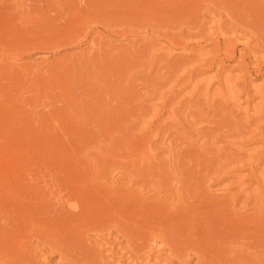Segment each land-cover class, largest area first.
<instances>
[{"label": "rangeland", "instance_id": "rangeland-1", "mask_svg": "<svg viewBox=\"0 0 264 264\" xmlns=\"http://www.w3.org/2000/svg\"><path fill=\"white\" fill-rule=\"evenodd\" d=\"M236 1L0 0V228L4 226L0 229V264L12 263L13 248L17 247L19 251L22 245L25 249L30 247L28 251H19L23 258L27 256L29 260L24 263V258L23 263L14 261L12 264H86L82 259L85 262L91 260L87 264H92L97 258V264H118V256L114 253L122 249L120 254L124 261L119 264L128 261L130 263L127 264H132L135 258L130 259L132 253L127 255L131 251L124 247L127 245L125 234L131 229L137 232L138 228L141 234L145 228V233L150 230L149 233L155 231V235L171 230L173 234L160 233L163 240L175 238L178 241V236H186L187 243H182L184 248L182 241L176 243L183 252L190 246L191 252L198 253L194 256L188 248L186 259H190L189 264L197 259L198 264L199 252L205 245L211 251L215 249L212 253L208 248L204 255L202 250L206 262L210 257L211 262L218 264L221 260H226L225 264H264V155L261 156L264 152V62L260 63L264 60V47H261L264 45V0ZM246 21L250 24L248 27ZM71 196L79 201L77 206L82 205L79 213L83 218L76 219L78 227L73 223L77 229L81 227L79 222L82 228V223L87 224L86 230L90 223L92 225L96 221L99 225L110 217L118 224L123 216L124 224L120 222L118 225L121 226H116V230L108 227L110 231L106 229L109 226H106L107 222L105 225V222L101 223L104 227L100 225L97 229L95 223L96 227L90 226L87 233L82 228L78 229L80 232L74 227L75 230L72 223L69 228L66 225L70 224H66L67 236L84 234L82 237L85 239L80 238L79 241L82 239L85 243L78 247L81 241L73 244L79 257L73 250L72 258L60 259L58 251L49 250L51 246L47 247L33 238L35 235L31 229L28 234L26 228L36 220L33 218L35 213L40 218L33 222L34 226L39 220L47 222L50 216L43 215V209H49L51 202L53 206H60L56 203L62 204V201L66 202L63 205H76L75 201L70 204L73 203ZM99 202L108 208L111 205L109 210L114 208L111 215L107 207L97 205ZM83 203L90 204L86 206L88 209ZM44 205L46 208H42ZM94 205L98 207L95 209ZM84 207L87 211L83 213ZM89 208H93V212ZM38 209L43 211L39 213ZM104 209L109 212H104ZM87 212L91 218L84 221L89 217ZM105 214L107 218H102ZM183 215H188L185 216L188 220H184ZM221 215L224 220L219 219ZM25 216L33 220L29 218V222L26 218V222L21 221ZM92 216H98L97 220ZM189 220L196 224L201 222V226L194 223L195 229ZM217 221H220L219 225ZM224 221L228 225L224 223L223 226L221 222ZM175 222H178V227H175ZM11 224H14V229ZM164 224H171L169 227L174 224V227L168 230ZM48 225L46 223L45 226H53L52 223ZM125 226L131 228L125 229ZM154 226L159 231L154 230ZM221 226H227V231ZM19 227L27 231L20 232ZM90 228L94 232L89 233ZM100 228L106 230L102 229L100 232L103 233H100ZM122 228L124 232L128 231L121 232ZM173 228L180 235L174 233ZM45 229L40 232L45 234ZM68 229H71V235ZM182 229H185L184 235ZM192 229L198 241L194 239ZM34 230L36 232V228ZM228 230L234 234L232 237ZM54 231L58 230L54 228ZM75 231L79 234L76 235ZM49 232L46 233L48 236L52 234ZM55 232L52 236L58 233ZM240 233L246 237L242 238ZM245 233L252 236L251 239ZM17 234L24 238L22 244ZM25 234L33 235V239L29 240ZM189 235L193 237L189 238ZM223 236L230 240L235 236L233 240L239 238V242L235 244V240H231L235 244L232 247L230 240ZM187 238L193 240L188 243ZM27 239L32 246L27 247ZM246 239L251 243L247 244ZM147 240L141 242L143 246ZM163 240L162 244L159 239H152L155 245L145 244L150 250H156L155 262H162L164 256V262L170 259H166L170 249L164 246ZM194 240L201 242L200 248ZM204 242L205 245L202 244ZM212 244L217 245L221 252L216 253L219 250ZM142 245L139 247L144 249ZM86 246L89 249L84 254L89 259H85L81 252L88 248ZM146 246L144 252L149 250ZM8 252L12 253L10 257ZM143 253L137 255L145 258L151 252ZM126 255L130 260L124 259ZM172 256L171 264H176L178 261H174ZM80 257L83 258L80 260ZM113 260L116 263H112Z\"/></svg>", "mask_w": 264, "mask_h": 264}, {"label": "bare ground", "instance_id": "bare-ground-1", "mask_svg": "<svg viewBox=\"0 0 264 264\" xmlns=\"http://www.w3.org/2000/svg\"><path fill=\"white\" fill-rule=\"evenodd\" d=\"M182 1H183V0H182ZM221 1H222V0H221ZM233 1H234V0H233ZM237 1H238V0H237ZM237 1H236V2H237ZM255 1H256V0H255ZM226 2H227V1H226ZM226 2H225V3H226ZM230 2H231V1H230ZM248 2H250V1H248ZM252 2H253V1H252ZM238 3H239V2H238ZM258 3H259V1H258ZM258 3H257V5H258ZM245 4H246V3H245ZM245 4H244V5H245ZM248 4H249V3H248ZM248 4H247V5H248ZM250 4H251V3H250ZM217 5H218V4H217ZM219 5H220V4H219ZM239 5H240V3H239ZM254 5H255V3H254ZM250 6H251V5H250ZM262 6H263V5H262ZM235 7H236V6H235ZM259 7H260V6H259ZM249 8H250V7H249ZM242 9H243V8H242ZM245 9H248V8H245ZM255 9H256V8H255ZM250 10H253V9H250ZM262 10L264 11L263 8H262ZM234 11H235V10H234ZM236 11H237V9H236ZM259 11H261V10H259ZM237 12H238V11H237ZM233 13H234V12H233ZM243 13L245 14V12H243ZM249 13H250V12H249ZM254 13H255V12H254ZM247 14H248V13H247ZM247 14H246V16H247ZM256 14H257V13H256ZM256 14H253V15H256ZM250 15H251V14H250ZM260 15H262V14L260 13ZM263 15H264V14H263ZM242 16H243V15H242ZM242 16L240 17V19L242 18ZM244 17H245V16H244ZM249 17H250V16H249ZM258 17H259V16H258ZM234 18H235V17H234ZM237 18H238V17H237ZM246 18L248 19V16H247ZM246 18H245V19H246ZM262 18H263V16H262ZM249 19H250V18H249ZM254 19H255V18H254ZM256 19H257V18H256ZM251 20H253V18H252ZM251 20H250V21H251ZM260 20H261V18H260ZM244 21H245V20H243V22H244ZM247 21H248V20H247ZM247 21H246V23H247ZM261 21H262V20H261ZM240 22H241V21H240ZM260 23H261V22H260ZM263 24H264V22H263ZM241 25H242V24H241ZM245 25H247V27H248V25H250V24L247 23V24H245ZM260 25H261V24H260ZM261 26H262V25H261ZM244 27H246V26H244ZM259 27H260V26H259ZM259 27H258V28H259ZM250 28H251V26H250ZM255 29H256V28H255ZM261 29H263V28H261ZM261 29H260V30H261ZM252 30H253V29H252ZM255 31H256V30H255ZM263 32H264V31H263ZM263 32H262V34H264ZM252 33H253V32H252ZM254 34H255V32H254ZM257 34H258V32H257ZM259 34H260V33H259ZM252 35H253V34H252ZM258 36H259V35H257V37H258ZM261 36H262V35H261ZM257 37H256V38H257ZM262 37H263V36H262ZM255 40H256V39H255ZM255 40H254V41H255ZM257 41H258V40H257ZM260 42H261V41H260ZM255 43H256V42H255ZM231 45H232V44H231ZM257 45H258V44H257ZM215 46H216V45H215ZM258 46H259V45H258ZM261 47H264V45L261 46ZM231 48H232V46H231ZM254 48L256 49V48H258V47H254ZM259 48H260V47H259ZM261 49H262V48H261ZM216 50H217V49H216ZM220 50H221V49H220ZM234 50H235V49H234ZM263 50H264V49H263ZM263 50H262V51H263ZM227 51H228V49H227ZM231 52H232V50H231ZM263 52H264V51H263ZM258 53H259V52H258ZM258 53H257V55H258ZM232 54H233V53H232ZM253 54H254V53H253ZM263 54H264V53H263ZM230 55H231V54H230ZM238 55H240V54H238ZM241 55H242V54H241ZM255 55H256V54H255ZM259 55H260V54H259ZM261 55H262V54H261ZM227 56H228V55H227ZM251 56H252V55H251ZM231 57H232V55L230 56V58H231ZM246 57H247V56H246ZM261 57H262V56H261ZM228 58H229V57H228ZM237 59L239 60L240 58L238 57ZM241 59H243V57H242ZM244 59H245V58H244ZM244 59H243V60H244ZM243 60H242V61H243ZM255 60H256V58H255ZM236 61H237V60H236ZM242 61H241V62H242ZM252 61H254V56H253ZM256 61H257V60H256ZM259 61H261V59H260ZM263 62H264V60H263L262 62H260V63H263ZM236 63H237V62H236ZM239 63H240V62H239ZM243 63H244V62H243ZM252 63L255 64V62H252ZM257 64H258V63H257ZM257 64H255V65L257 66ZM258 65H259V64H258ZM260 66H261V65H260ZM243 67H244V66H243ZM246 67H247V66H246ZM250 68H251V67H250ZM250 68H249V69H250ZM253 68H254V67H253ZM253 68H252V69H253ZM237 69H238V68H237ZM241 69H242V67H241ZM249 69H248V70H249ZM238 70H240V69H238ZM257 70H258V69H257ZM246 71H247V70H246ZM255 71H256V70H254V72H255ZM260 71H261V70H260ZM242 72H243V70H242ZM248 72H249V71H248ZM257 72H259V71H257ZM239 73H240V72H239ZM244 73H245V72H244ZM240 74H241V73H240ZM256 74H257V73H256ZM240 76H241V75H239V78H240ZM251 77H252V76H251ZM243 78H244V77H243ZM243 80H244V79H243ZM245 80H246V79H245ZM247 80H248V79H247ZM258 109H259V108H258ZM258 109H257V110H258ZM261 115H262V114H261ZM261 138H262V137H261ZM262 140H263V139H262ZM254 143H255V142H254ZM259 144H260V143H259ZM261 152H262V151H261ZM261 152H259V153H261ZM262 155H264V152L261 154V156H262ZM263 159H264V158H263ZM63 188H64V187H62V189H63ZM54 189H55V188H54ZM62 189H61V190H62ZM58 190H59V189H58ZM65 190H66V189H65ZM62 191H63V190H62ZM68 191H69V189H68ZM185 192H186V191H185ZM61 193H62V192H61ZM64 193H65V192H64ZM67 193H68V192H67ZM182 193H183V191H182ZM195 193H196V192H195ZM57 194H58V193H57ZM68 194H69V193H68ZM71 194H72V193H71ZM79 194H80V193H79ZM79 194H78V195H79ZM190 194H191V193H190ZM55 195H56V194H55ZM181 195H182V194H181ZM64 196H66V195H64ZM67 196H68V195H67ZM79 196H80V195H79ZM189 196H190V195H189ZM194 196L196 197V195H194ZM59 197H60V196H59ZM69 197H70V196H69ZM69 197H68V198H69ZM84 197H85V196H84ZM192 197H193V196H192ZM56 198H57V197H56ZM62 198H64V197H62ZM62 198H60V199H62ZM80 198H82V197L80 196ZM71 199H73L72 196H71ZM74 199H75V196H74ZM74 199H73L71 202L75 201V204H76V205H68V203H67V205H63V203H66V202H63V201L61 200V201H62V204H61V203H56L57 205L60 204V206H56V205H55V202H54V205H55V206H53V202H51V204H50V203L48 204V205H50V206L52 205L49 209L46 208L47 205L42 206V208H43V207L46 208V209H43L44 211L42 210L43 213H45V214H43V215H45L46 217H47V216H50V217H51V218H50V217H47V222H46L45 219H44L45 223H43V222L41 221L44 225H43V224L40 222V220H39L38 222L35 223V225L38 223V224H37L38 226H37V225L34 226L33 222L37 221L38 218H40V216L38 217V214L35 213L34 215L37 214V217L33 215V218H34V219L36 218V220H33L32 218H30V217H28V216H25L23 219L21 218V221L23 220L24 222L28 221L29 218L31 219V221L33 220V221H32V225H30L29 228L25 225V226L27 227V228H26V227L24 226V224H23V226H24L28 231H27V230H23V228L21 229L20 227H19L20 229H19V228H18V229L20 230V232H21V230H22V231H27L28 234H30V231H29V230L31 229V232H32V234L35 235V237H33L32 234H31L32 236H27L28 234H27V235L25 234V236H27V237L29 238V240H31V239H33V238H36V239H38V241H39L40 243H43V244L45 243V244L47 245V247H48V246H51V248L48 247V249H49V250H53V249H55V252L58 251V253L60 254V259H61V258H65V259H66L67 256H70V258H72L71 256L73 255V254H72L73 250L76 252V250H75L76 248L74 249V247H75L76 245H73V244H76V243L79 241L80 238L85 237V236H83L84 234L82 233L83 230L81 231V233L83 234V235H82L83 237L80 236L81 234L79 235L80 237H77V236H76V237H75V236H67V234H66L67 232L65 231V230L67 229L66 226H67L68 228L71 227V223H72V224H73V223H74V224L77 223V225H78V221H77V220L80 219V218H83V214H82V216H81V213H79V212H80V207H82V205H81V206H77L78 203H76V202H79V201L76 200V199L74 200ZM186 199H187V198H186ZM200 199H201V198H200ZM80 200H81V199H80ZM83 200H84V198H83ZM88 200H89V199H88ZM196 200H197V199H196ZM198 200H199V199H198ZM95 201H96V199H95ZM188 201H189V200H188ZM188 201H186V202H188ZM82 202H84V201H82ZM196 202H197V201H196ZM205 202H206V200H205ZM47 203H48V202H47ZM47 203H46V204H47ZM95 203H96V202H95ZM100 203H101V202H99V204H97V205L101 206ZM109 203H110V202H109ZM117 203H118V202H117ZM121 203H122V200H121ZM125 203H127V201H126ZM125 203H123V204H125ZM194 203H195V201H194ZM70 204H74V202H73V203H70ZM80 204H81V203H80ZM80 204H79V205H80ZM85 204H86V203H83V206H85V207H86L87 205H90V204H87V205H85ZM115 204H116V203H115ZM132 204H133V203H132ZM183 204H184V203H183ZM197 204H199V202H198ZM197 204L194 205L195 208H196ZM212 204H213V203H212ZM215 204H216V203H215ZM61 205H63V206H61ZM95 205H96V204H95ZM95 205L93 206V208H95ZM106 205H107V204H106ZM108 205H109V204H108ZM121 205H122V204H121ZM136 205H137V204H136ZM206 205H207V204H206ZM209 205H210V204H209ZM103 206H105L104 203H103ZM103 206H101V207H103ZM115 206H116V205H115ZM122 206H123V205H122ZM161 206H162V205H161ZM186 206H187V204H186ZM191 206H192V203H191L190 207H191ZM207 206H208V205H207ZM212 206H213V205H212ZM216 206H218V205H216ZM34 207H35V206H34ZM48 207H49V206H48ZM85 207H84V210L81 208V209L83 210V211H81V212L84 213L85 210L87 211V209H88L87 207H88V206L86 207L87 209H86ZM97 207H98V206H97ZM97 207H96V208H97ZM106 207L108 208V206H105V207H103V208H106ZM110 207H111V205H109V208H110ZM120 207H121V206H120ZM123 207H124V206H123ZM131 207H133V206H131ZM131 207H130V208H131ZM166 207H167V206H166ZM184 207H185V206H184ZM184 207H183V208H184ZM188 207H189V205H188ZM190 207H189V208H190ZM31 208H32V207H31ZM36 208H39V207H36ZM42 208H41V209H42ZM93 208L91 209L92 212H93ZM96 208H95V209H96ZM109 208H108V210H109ZM112 208H113V206H112ZM116 208H117V207H116ZM116 208H115V210H116ZM118 208H119V207H118ZM125 208H126V207H125ZM134 208H135V205H134ZM138 208H139V207H138ZM201 208H202V207H201ZM32 209L34 210V208H32ZM41 209H40V210H41ZM99 209H100V208H99ZM113 209H114V208H113ZM113 209H111V210H113ZM121 209H122V208H121ZM121 209L119 208V210H121ZM141 209L143 210V208H141ZM145 209H146V208H145ZM156 209H157V208H156ZM180 209H181V208H180ZM33 210H32V211H33ZM35 210H36V209H35ZM38 210H39V209H38ZM40 210H39V211H40ZM89 210H90V208H89ZM89 210H88V211H89ZM91 210H90V211H91ZM108 210H107V209H104L103 211L105 212V211H108ZM111 210H109V211H110V215H111V213H112ZM132 210L134 211L133 208H132ZM135 210H136V209H135ZM163 210H164V209H163ZM188 210H190V209H188ZM191 210H192V208H191ZM29 211H30V210H29ZM29 211H28V212H29ZM36 211H37V210H36ZM36 211H35V212H36ZM42 211H40L39 213H41ZM103 211H102V212H103ZM109 211H108V212H109ZM121 211H122V210H121ZM130 211H131V209H130ZM180 211H181V210H180ZM192 211H193V210H192ZM196 211H197V210H195L194 215H196ZM201 211H203V210H201ZM211 211H212V210H211ZM211 211H210V212H211ZM222 211H223V210H222ZM26 212H27V211H26ZM49 212H50V213H49ZM72 212H73V213H72ZM96 212L99 214V212H98L97 210H95V213H96ZM102 212H101V210H100V214L103 215L104 212H103V213H102ZM113 212H116V211H113ZM118 212H119V211H118ZM135 212H136V211H135ZM137 212H138V211H137ZM137 212H136V213L133 212V213H134V214H137ZM142 212H143V211H141V213H142ZM164 212H165V211H164ZM178 212H179V211H178ZM182 212H183V210H182ZM198 212H199V211H198ZM203 212H204V211H203ZM56 213H57V214H56ZM78 213H79V214H78ZM85 213H86V212H85ZM89 213H90V212H89ZM95 213H94V215H95ZM201 213H202V212H201ZM212 213H213V212H212ZM212 213H210V214H212ZM223 213H224V212H223ZM24 214H27V213H24ZM28 214H30V212H29ZM31 214H32V213H31ZM68 214H69V215H68ZM77 214L79 215L78 217L76 216ZM87 214H88V212H87ZM90 214H91V213H90ZM92 214H93V213H92ZM106 214H107V212H106ZM106 214H105L102 218H104V217L106 216ZM113 214H115V213H113ZM122 214H124V211H123V213H121V216H122ZM144 214H145V213H144ZM148 214H150V213L148 212ZM164 214H165V213H164ZM185 214H187V213H185ZM198 214H199V213H198ZM204 214H205V213H204ZM218 214H219V213H218ZM43 215H42V216H43ZM63 215H64V216H63ZM85 215H86V214H85ZM107 215H108V214H107ZM142 215H143V214H142ZM146 215H147V214H146ZM146 215H145V216H146ZM165 215H166V214H165ZM172 215H173V214H172ZM176 215H177V214H176ZM176 215H175V216H176ZM199 215H200V214H199ZM205 215H206V214H205ZM212 215H213V214H212ZM214 215H215V213H214ZM216 215H217V214H216ZM219 215H220V214H219ZM226 215H227V214H226ZM22 216H23V214H22ZM22 216H21V217H22ZM42 216H41V218H42ZM45 216H43V217H45ZM66 216H67V217H66ZM80 216H81V217H80ZM88 216H89L88 218L85 216L87 219L85 220V218H84V221H87L89 218H91V217H90L91 215L88 214ZM98 216L101 217V215H98ZM98 216H97V217H98ZM108 216H109V215H108ZM117 216H118V215H117ZM117 216H116V217H117ZM124 216H125V215H124ZM138 216H139V215H138ZM138 216H137V217H138ZM150 216H151V215H150ZM150 216H149V217H150ZM157 216H158V215H157ZM160 216H161V218H162V215H161V214H160ZM183 216H184V218H185L184 220H188V219H186V217H185V216H188V215H183ZM183 216H182V217H183ZM197 216H198V215H197ZM217 216H218V215H217ZM227 216H228V215H227ZM233 216H234V215H233ZM31 217H32V216H31ZM46 217H45V218H46ZM63 217H65V219H64ZM92 217H94V216H92ZM97 217H94V218H96V220H97ZM112 217H113V216H112ZM116 217H114V220H115ZM118 217H119V216H118ZM122 217H123V216H122ZM122 217H120V220H119V219H116V220H119L120 222L123 223V222H124V220H123L124 217H123V218H122ZM125 217H127V215H126ZM135 217H136V216H135ZM137 217H136V218H137ZM139 217L141 218V216H139ZM169 217H170V216H168L167 218H169ZM193 217H194V216H193ZM222 217H223V216L221 215V217H220V218L218 217V218L221 220ZM26 218H27V219H26ZM105 218H107V217H105ZM110 218H111V217H110ZM110 218L105 219L106 221H105L104 219H103V221H101L100 219H98L99 221H101V222L99 223V225H98V223H96V221H95L94 224H92V225H90V224H91V223H90V224L88 225V227H87L86 230L88 231V229H89L90 226H91L92 228H95V227L97 226L96 229H97L98 227H100V225H102V227H104V225L106 224V222H107L106 226H107V225H109V226H107V228H106V226H105V228H106V229H109L110 231H111V228H112V227H114L115 229H114V228H113V229L116 230V226H117V228H118L119 226H121V225H118V224L120 223L119 221H118L119 223L117 224V221H113V219L110 220ZM128 218H129V217H128ZM151 218H152V217H151ZM158 218H159V217H158ZM176 218H177V217H176ZM191 218H192V217H191ZM191 218H190V219H191ZM201 218H203L202 215H201ZM208 218H209V217H208ZM208 218H207V219H208ZM210 218H211V220H212V216H211ZM213 218H214V217H213ZM246 218H247V217H246ZM248 218H249V217H248ZM17 219H19V218H17ZM17 219H16V220H17ZM25 219H26V221H25ZM30 219H29V222H31ZM74 219H75V220H74ZM76 219H77V220H76ZM92 219H93V218H92ZM108 219H109L110 221H112V223H111L110 221L108 222V221H107ZM121 219H122V221H121ZM125 219H126V218H125ZM132 219H133V217H132ZM144 219H145V218H144ZM146 219H147V218H146ZM149 219H150V218H149ZM153 219H154V218H153ZM153 219H151V221H152ZM156 219H157V218H156ZM159 219H160V218H159ZM180 219H182V218H180ZM180 219H179V220H180ZM193 219H194V218H193ZM197 219H198V221H199V220H202V219H200V218H197ZM207 219H206V221H207ZM215 219H217V218H215ZM230 219H231V218H230ZM230 219H228V221H229ZM237 219H238V218H237ZM239 219H240V218H239ZM130 220H131V219H130ZM136 220H137V219H136ZM168 220H169V219H168ZM173 220H174V219H173ZM179 220H178V221H179ZM222 220H224V219L222 218ZM249 220H250V218H249ZM74 221H77V222H74ZM93 221H94V219H93ZM99 221H98V222H99ZM127 221H128V220H127ZM133 221H134V220H132V222H133ZM141 221L143 222V219H142ZM145 221H146V220H145ZM153 221H154V220H153ZM163 221H164V220H163ZM176 221H177V219H176ZM213 221H214V220H213ZM228 221H227V222H228ZM9 222H10V221H9ZM18 222H20V221H18ZM39 222H40V224L42 225V226H41L42 228H44V227L46 228V229H45V230H47V231H45L46 233H50L49 231H52V234H53V232H55V231H54V228H55V230H58V231H56V232H58V233L56 234V232H55L56 235H53V236H52V234L48 236V234H46V233H45V234L42 233L44 230H41L42 228L40 229V227H39V225H40ZM48 222H49L50 224L52 223V225L55 226V227L53 228V230L50 229V228L53 227V226H51ZM82 222H83V221H82ZM82 222H81V223H82ZM91 222H92V220H91ZM104 222H105V223H104ZM113 222H116L115 226H114V225H111V224H113ZM128 222H130V221H128ZM134 222H135V221H134ZM139 222H140V221H139ZM164 222H165V221H164ZM182 222H183V219H182ZM184 222H185V221H184ZM184 222H183V224H184ZM190 222H191V221L189 220V223H190ZM201 222H204V221L202 220ZM201 222H199V223H201ZM211 222H212V221H211ZM215 222H216V221H215ZM217 222H218V221H217ZM231 222H232V221H231ZM237 222H239V221H237ZM10 223H11V222H10ZM20 223H21V222H20ZM20 223H19V225L22 227V225H21ZM46 223H47V225H48V224L50 225V228H48L47 226H45ZM88 223H89V221H88ZM92 223H93V222H92ZM95 223H96L97 225H96ZM101 223H104V225L101 224ZM122 223H121V224H122ZM126 223H127V222H126ZM155 223H157V222L155 221ZM155 223H154V224H155ZM158 223H160V222H158ZM169 223H170V222H169ZM175 223H176V222H175ZM177 223H178V222H177ZM177 223H176L175 227H176V226L178 227ZM191 223H193V225H194V223H195L196 226H197V224H198V226H201L199 223L196 224V222H193V221H192ZM205 223H206V222H205ZM207 223H209V221H208ZM221 223H222V225H223V224L226 223V222L224 221V222H221ZM229 223H230V222H229ZM232 223H235V222H232ZM232 223H231V224H232ZM8 224H9V223H8ZM17 224H18V223H16L15 225H17ZM29 224H30V223H29ZM66 224H70V226H69V225H66ZM74 224L72 225V228L75 227ZM82 224H84V225H83L84 228H85V225H87V224H85V222L82 223ZM123 224H124V223H123ZM123 224H122V225H123ZM136 224H137V223H136ZM140 224H142V223L140 222ZM148 224H149V223H148ZM152 224H153V223H152ZM154 224H153V225H154ZM165 224H167V223H165ZM165 224H164V226H165ZM203 224H204V223H203ZM213 224H214V223H213ZM219 224H220V221L218 222V225H219ZM235 224L238 225V223H235ZM6 225H7V223H6ZM11 225H12V224H11ZM13 225H14V224H13ZM13 225H12V226H13ZM49 225H48V226H49ZM65 225H66V226H65ZM75 225H76V224H75ZM77 225H76V226H77ZM79 225L81 226V227L79 226L80 229H81V228H82V225L80 224V222H79ZM94 225H96V226H94ZM133 225H134V224H133ZM156 225H157V224H156ZM161 225H162V223L160 224V227H161ZM170 225H171V224H170ZM170 225H169V226H170ZM173 225H174V224H173ZM173 225H172L171 227H169L168 225H166V226H168L166 229H168V228L171 229L172 227H174ZM179 225H181V224L179 223ZM186 225H187V223H186ZM190 225H191V224H190ZM195 225H194V227H195ZM225 225H228V223H226ZM232 225H233V224H232ZM232 225H230V226H232ZM245 225H246V224H245ZM12 226L10 227L9 230H11ZM111 226H112V227H111ZM123 226H124V225H123ZM127 226H128V225H127ZM127 226H125V229L128 228ZM137 226L139 227V223L137 224ZM137 226H136V227H137ZM164 226H163V227H164ZM166 226H165V227H166ZM184 226H185V225H184ZM187 226H188V225H187ZM203 226H206V225H203ZM209 226H210V225H209ZM223 226H224V225H223ZM248 226H249V225H248ZM2 227H4V226L2 225ZM2 227H1L0 229H2ZM15 227H16V226H15ZM31 227H32L33 229H32ZM77 227H78V226H77ZM77 227H75V228L77 229ZM108 227H111V228H108ZM134 227H135V226H134ZM147 227H149V226H147ZM156 227H158V226H156ZM181 227L183 228V226H181ZM194 227H193V228H194ZM207 227H208V224H207ZM207 227H206V228H207ZM212 227H213V226H212ZM218 227H219V226H218ZM221 227H222V226H221ZM226 227H227V226H226ZM226 227H224V228L222 227L221 229H225ZM239 227H240V226H239ZM25 228H24V229H25ZM35 228H36V232L39 231L38 233L35 232V230H34ZM37 228L40 229L42 232H40V230H38ZM75 228H74V229H75ZM84 228H82V229H84ZM120 228H121V227H120ZM130 228H131V227H130ZM130 228H128V229H130ZM143 228H144V227H143ZM151 228H152V227H151ZM151 228H150V229H151ZM158 228H159V227H158ZM161 228H162V227H161ZM161 228H160V229H161ZM184 228H185V227H184ZM191 228H192V226H191ZM191 228H190V229H191ZM196 228H197V227H195V229H196ZM200 228H201V227H200ZM204 228H205V227H204ZM206 228H205V229H206ZM235 228H236V226H235ZM244 228H245V227H244ZM244 228H243V229H244ZM246 228H247V227H246ZM5 229H6V228H5ZM5 229H4V231H5ZM12 229H14V226H13ZM48 229H49V230H48ZM76 229H75V230H76ZM78 229H79V228H78ZM78 229H77V231L80 230V229H79V230H78ZM102 229H104V228H100V229H98V231L100 232V230L102 231ZM106 229H104V230H106ZM113 229H112V230H113ZM125 229L123 230V228H122L123 231H121V230H120V231H121V232H124ZM144 229H145V228H144ZM144 229L142 230V233H143V234H141V232L138 231V230H140V228L137 229V232H140V233H137V232H136V229H131L132 233H130L131 231L129 230V233H128V234H125V235H127V236H125V237H126V244H127V245H126V246L123 245V246L127 248V251H131V252H129V253L127 252V255L130 254V253H132V254L135 255V256L133 255V256H134V257H133L132 254H130V255H131V256H130V257H131L130 259H132V258L134 259V258H135V259L133 260L134 263H132L133 261H131L132 264H150V263H151V264H158L157 262H161V261H157V262H155V261L157 260V259H155V258H157V256L155 257L156 254L154 255V252H155L156 250L153 251L152 248H151V250H152V251H151L150 248H149V246H148V247L146 246V245H148V244H146V243H149V242H150L151 244L154 243V245H155V242H152V239H154V240H155V239H156V240L159 239V240H160V243H161L162 240L164 239V238L162 237L163 235H161V234H162V233H163V234L167 233V235H168V233H172V232H171V230H170L169 232H168L167 230H166L167 232H164V230H163V232H160V233H161V234H160V233H158V232L156 231V232L159 234V235L156 234V235H158V236H156V235H155V231H154V232H153L154 236H153V234H151L152 231L149 233V231H150V230H149V231H148V234H147V233H145L146 231L144 232ZM148 229H149V228H148ZM164 229H165V228H164ZM169 229H168V230H169ZM175 229H176V228H175ZM179 229H180V228H178V230H179ZM185 229H186V232H187V228H185ZM185 229H184V230H185ZM227 229H228V228H226V231H227ZM241 229H242V228H241ZM243 229H242V230H243ZM250 229H251V228H250ZM19 230H17V231H19ZM33 230H34V231H33ZM70 230H71V229H70ZM70 230H69V229L67 230L68 233H70L69 235H71V233H72V232H69ZM84 230H85V229H84ZM86 230H85V232L87 233ZM90 230H91V228H90ZM104 230H103V231H104ZM114 230H113V232H114ZM146 230H147V229H146ZM151 230H153V228H152ZM154 230H158V229H157V228L155 229V226H154ZM178 230H177V231H178ZM182 230H183V229H182ZM182 230H181V231H182ZM184 230H183V232H184ZM200 230H201V229H200ZM203 230H204V229H203ZM214 230L217 231V229H214ZM233 230H234V229H233ZM7 231H8V230H7ZM15 231H16V230H15ZM92 231H93V230H91L89 233H91ZM98 231H96V232L98 233ZM110 231H109V232H110ZM127 231H128V230H126V232H127ZM158 231H159V230H158ZM160 231H162V229H161ZM172 231H174V233H177V234H178V232H179V231L176 232V231L174 230V228L172 229ZM181 231H180V232H181ZM190 231H192V233H193V232H194V229H192V230H190ZM196 231H197V230H196ZM207 231H208V230H207ZM226 231H225V232H226ZM248 231H249V230H248ZM248 231H246V232H248ZM79 232H80V231H79ZM79 232H77V233L79 234ZM93 232H94V231H93ZM115 232H118V231H115ZM126 232H124V233H126ZM186 232H184L183 235H184ZM199 232H200V234L202 235V232H201V231H198V233H199ZM211 232H212V231H211ZM211 232H210V233H211ZM217 232H218V231H217ZM232 232H233V231H232ZM239 232H240V231H239ZM241 232H242V231H241ZM14 233H15V232H14ZM75 233H76V231H75ZM77 233H76V235H78ZM100 233H103V232H100ZM118 233H119V232H118ZM181 233H182V232H181ZM187 233H188V232H187ZM192 233H191V234H192ZM215 233H216V232H215ZM226 233H227V232H226ZM228 233H230L229 230H228ZM234 233H235V232H234ZM43 234H44V235H43ZM73 234H74V231H73ZM73 234H72V235H73ZM104 234H105V232H104ZM172 234H173V233H172ZM194 234H195V233H193L192 235L194 236V239H195V235H194ZM196 234H197V232H196ZM200 234H198V235H200ZM207 234H209V232H207ZM231 234L234 235L233 233H230V237H232ZM240 234H241V233H240ZM240 234H238V235H240ZM242 234H243V237H242V238L246 237V236H244V233H242ZM242 234H241V235H242ZM245 234H247V233H245ZM254 234H255V233H254ZM258 234H259V233H258ZM17 235H18V237L20 236V234H17ZM23 235H24V233H23ZM42 235H43V236H42ZM45 235H47V237H46ZM74 235H75V234H74ZM115 235H116V234H115ZM117 235H118V234H117ZM121 235H124V234H121ZM167 235H166V236H167ZM178 235H180V234H178ZM178 235H176V236H178ZM181 235H182V234H181ZM186 235L188 236V234H186ZM192 235H189V238H190V236L193 237ZM204 235H205V233H204ZM204 235H203V236H204ZM214 235H215V234H214ZM217 235H220V234H217ZM228 235H229V234H228ZM241 235H240V236H241ZM250 235H251V234H250ZM255 235H256V234H255ZM25 236H24V237H25ZM102 236H103V235H102ZM102 236H101V237H102ZM119 236H120V235H119ZM164 236H165V235H164ZM176 236H175V237H176ZM236 236H237V233H236ZM240 236H238V237H240ZM253 236H254V235H253ZM259 236H261V235H259ZM16 237H17V236H16ZM20 237H21V240H20V239H19V240L21 241V244H22V240H23L24 238L22 239V236H20ZM32 237H33V238H32ZM42 237H43L44 240L42 239ZM104 237H105V236H104ZM122 237H124V236H122ZM167 237H168V236H167ZM171 237L173 238L174 235L171 236ZM180 237H181V238H180ZM180 237L178 236V239H179L178 241H180V242L182 241V242H181V244H182V243H184L183 241L186 240V238H185L186 236H185V237H184V236H183V237L180 236ZM196 237H198V236H196ZM204 237H205V236H204ZM204 237H203L202 239H204ZM206 237H207V236H206ZM214 237H215V236H213V238H214ZM223 237H224V236H223ZM223 237H222V238H223ZM234 237H235V236H234ZM234 237H233V238H234ZM247 237L251 239L252 236L249 237V235L247 234ZM256 237H257V236H256ZM46 238H47V239H46ZM105 238H109V237H105ZM105 238H104V239H105ZM111 238H112V237H111ZM113 238H114V237H113ZM117 238H118V237H117ZM172 238H171V239H172ZM216 238H217V237H216ZM216 238H215V240H216ZM224 238H226V237H224ZM227 238H228V237H227ZM227 238H226V239H227ZM233 238H232L231 240H233ZM262 238H263V237H262ZM262 238H261V239H262ZM36 239H35V240H36ZM83 239H85V238H83ZM97 239H98V238H97ZM121 239H122V238H121ZM142 239H143L144 241H145L146 239H148L147 242L145 243L146 245H145L144 243H143V244H144V246L147 247V249H149V250H147V251H148V252L150 251L151 253H148L147 251L144 252V249H146V248H145V247L142 245V243H141V242L143 241ZM161 239H162V240H161ZM176 239H177V238H176ZM183 239H184V240H183ZM187 239H188V238H187ZM198 239H199V238H198ZM200 239H201V237H200ZM220 239H221V236H220ZM228 239L230 240V238H228ZM236 239H238V240H235V239H234V240H235V244H237V243L239 242V238H236ZM25 240H26V238H25ZM81 240H82V239H81ZM81 240H80V241H81ZM118 240H120V239H118ZM141 240H142V241H141ZM191 240H193V239H191ZM191 240L188 239V243H189V241H191ZM195 240H196V239H195ZM195 240H194V241H195ZM211 240H213V239H211ZM229 240H227V241L229 242ZM231 240H230V242H231ZM234 240H233V241H234ZM242 240H243V239H241V241H242ZM248 240H249V239H248ZM253 240H254V239H253ZM253 240H252V241H253ZM16 241H17V240H16ZM16 241H15V242H16ZM38 241H37V242H38ZM80 241H79V242H80ZM85 241H86V240H85ZM108 241H109V240H108ZM111 241H112V240H111ZM115 241H116V239H115ZM124 241H125V240H124ZM144 241H143V242H144ZM163 241H165L164 246H166L168 249H170V253L168 252L170 255L168 256V258L166 257V259H169V258H170V259H169L168 261H165V262H164L163 260L165 259V256H164V258L162 257L163 260L161 259V260H162L161 264H162V263H163V264H171V261H172L171 256H172V255H173L172 257H174V261H175V260H176V262L178 261V262H177L178 264H179V263H180V264H189L188 262H189L190 259H189V260L186 259V256L188 255V253H187L188 248H189V249L191 248L190 246H189V247L187 246V248L184 249V250H186V251H184V252H185V253H184V252L182 251V249H183L185 246L182 244L183 248H182V247H181V249L178 248L177 243H176V242H178V241H176L175 238L172 239L171 241H170V239L168 240V238L165 239V240H163ZM166 241H168V242H166ZM196 241H198V240H196ZM196 241H195V242H196ZM204 241H205V240H204ZM224 241H225V240H224ZM233 241H232L231 244H230L232 247L235 245V244H232V243H234ZM236 241H238V242H236ZM244 241H245V240H244ZM246 241H247V239H246ZM17 242H19V241H17ZM25 242H26V241H25ZM25 242L23 241L24 244H26ZM82 242H83V241H81L80 243H78V245H77L76 247H78L79 244H81V246H82ZM103 242H104V241H103ZM139 242H140L141 244H140ZM195 242H194V243H195ZM208 242H209V241H208ZM211 242H212V241H211ZM213 242H214V240H213ZM216 242H217V241H215L214 243H216ZM230 242H229V243H230ZM242 242H243V241H242ZM249 242L251 243V241H249ZM249 242L247 241V244H248ZM19 243H20V242H19ZM19 243H18V244H19ZM30 243H31V242H30ZM30 243L28 242V239H27V245H28L27 247H29V245H31ZM83 243H85V242H83ZM186 243H187V242L185 241V244H186ZM190 243H191V242H190ZM194 243L192 242L191 244L194 245ZM199 243H201V242L199 241ZM199 243L196 242V245H198L199 248H200ZM224 243H225V242H224ZM240 243H241V242H240ZM240 243H239V244H240ZM250 243H249V244H250ZM252 243H253V242H252ZM13 244L15 245V243H13ZM18 244H17V245H18ZM57 244H58V245H57ZM71 244H72V245H71ZM88 244H89V241H88ZM103 244H104V243H103ZM105 244H106V243H105ZM114 244H115V242H114ZM119 244H120V243H119ZM156 244H157V243H156ZM161 244H162V243H161ZM202 244L205 245V242L202 243ZM202 244H201V245H202ZM217 244H218V243H217ZM219 244H221V246H222V243H220V241H219ZM247 244L244 243L243 245H247ZM83 245H84V244H83ZM110 245H111V244H110ZM110 245H109V247H110ZM140 245H142L144 249L140 248V247H139ZM179 245H180V244H179ZM187 245H188V244H187ZM196 245H195V247L198 248ZM212 245H214V244H212ZM212 245H211V247H212ZM224 245L226 246V244H224ZM241 245H242V244H241ZM251 245H252V244H251ZM19 246H20V245H19ZM31 246H32V245H31ZM120 246H121V245H120ZM161 246H162V245H161ZM180 246H181V245H180ZM209 246H210V245H209ZM214 246H215V245H214ZM214 246H213V247H214ZM216 246H217V245H216ZM216 246H215V247H216ZM218 246H219V245H218ZM221 246H220V247H221ZM227 246H229V245H227ZM15 247H16V245H15ZM20 247H21V248H20ZM20 247H18V248H20V249H18L20 252H22V251L25 252V251L30 250V247H29V249H25V246H24V245H22V246H20ZM52 247H53V248H52ZM86 247H88V246H86ZM89 247H92V246L89 245ZM89 247L86 248V250H84V252L81 251V250H83V249H82L83 247H81V250H80V251L82 252V254L86 253L87 250L89 249ZM96 247H97V246H96ZM109 247H108V248H109ZM116 247H117V246H116ZM152 247H153V246H152ZM192 247H194V246H192ZM195 247H194V248H195ZM204 247H206V245H205ZM204 247H201V248H202V249H201V252L204 251V252H203V255H204L205 251H207L208 248L210 249V247H206V250H205V249H203ZM213 247H212V248H213ZM234 247H235V246H234ZM241 247H242V246H241ZM241 247H240V249H241ZM246 247H247V246H246ZM248 247H249V246H248ZM16 248H17V247H16ZM16 248H13V249H15V251L13 250L14 252H12V253H15L14 256L11 255L12 253H9V252H11L10 250H9V252H8L9 257H10V255H11L12 258L14 257V260H13V259L11 260V261H13L12 263H14V261H15V262H22L24 258H25V259H24V260H25L24 263H26V259H28L27 256H25V257L23 258L22 254H20V252L17 251ZM32 248H33V247H32ZM34 248H35V247H34ZM42 248H43V247H42ZM84 248H85V247H84ZM110 248H111V247H110ZM118 248H120V247H118ZM130 248H131V249H130ZM157 248H159L158 250L160 251L161 249H163V246H162L161 249H160V247H157ZM216 248H217V247H216ZM218 248H219V247H218ZM218 248H217V249H218ZM236 248H239V247L237 246ZM10 249L12 250V248H10ZM21 249H22V250H21ZM40 249H41V248H40ZM78 249H80V248H78ZM91 249H92V248H91ZM113 249H114V248H113ZM129 249H130V250H129ZM140 249H142L144 253L141 252L142 250L140 251ZM232 249H233V248H231V252H232ZM24 250H25V251H24ZM93 250H94V249H93ZM109 250L111 251V249H109ZM117 250H121V249H117ZM158 250H157V251H158ZM192 250H194V249H192ZM202 250H203V251H202ZM211 250H212V249H210V251H211ZM214 250H215V249H214ZM214 250H213V251H214ZM218 250H219V249H218ZM218 250H216V251H218ZM222 250H224V249H222ZM226 250H227V249H226ZM234 250H235V249H234ZM234 250H233V251H234ZM238 250H239V249H238ZM47 251H48V250H46V252H47ZM77 251H78V250H77ZM85 251H86V252H85ZM95 251H96V249H95ZM98 251H99V250H98ZM107 251H108V250H106V254L109 255V254L107 253ZM112 251H113V250H112ZM115 251H116V250H115ZM213 251H211V252L213 253ZM33 252H34V251H33ZM35 252H36V251H35ZM75 252H74V253H75ZM81 252H80V253H81ZM90 252H91V251H90ZM100 252H101V251H100ZM100 252H99V253H100ZM108 252H109V251H108ZM118 252H119V253H118ZM120 252H123V249H122V251H116L117 254L114 253L116 256H118L117 259H118L119 263H121L120 261L123 259V256H122V254H120ZM125 252H126V249H125ZM162 252H163V251H162ZM162 252H160V253L162 254ZM189 252H191V249L189 250ZM192 252H193V251H192ZM192 252H191V253H192ZM198 252H199V251H198ZM201 252H199V254H200V257H199V258H200V260L205 261V259H204L203 255L201 254ZM219 252H221V251L219 250V251L216 252V253H219ZM41 253H42V252H41ZM49 253H50V252H49ZM49 253H48V254H49ZM92 253H93V252H92ZM94 253L96 254V252H94ZM94 253H93V254H94ZM112 253H113V252H112ZM138 253H139V255H140L141 253H143V255H146V254L148 253L149 256H148V257H145V256H144V257L146 258V259H145V258H143V256H142V257H141V256H138V255H137ZM160 253L158 252V254H160ZM164 253H165V252H164ZM186 253H187V255H186ZM194 253H196V256H197L198 253H197V252H193V254H194ZM208 253H209V250H208ZM208 253H207V255H208ZM228 253H229V251H228ZM8 254H7V255H8ZM24 254H25V253H24ZM24 254H23V255H24ZM76 254H77L76 256L79 257L80 254H79L78 252H76ZM78 254H79V255H78ZM82 254H81V255H82ZM97 254H98V253H97ZM114 254H113V255H114ZM118 254H119V255H118ZM150 254H153V255H154V258L152 257L153 255H150ZM158 254H157V255H158ZM161 254H160V255H161ZM209 254H210V253H209ZM224 254H226V252H225ZM245 254H246V253H245ZM26 255H27V254H26ZM34 255H35V254H34ZM34 255H33V256H34ZM40 255H41V254H40ZM43 255H44V254H43ZM46 255H47V254H46ZM46 255H45V256H46ZM50 255H51V253L49 254V256H50ZM84 255H85V257H84L83 255H82V256H83L85 259H87V258L89 259V257L87 256V254H84ZM115 255H114V257L112 256L113 259L115 258ZM127 255H126V257H125L124 259H127ZM141 255H142V254H141ZM210 255L212 256V254H210ZM213 255H214V254H213ZM45 256H44V257H45ZM86 256H87V257H86ZM124 256H125V255H124ZM128 256H129V255H128ZM162 256H163V254H162ZM192 256H193V255H192ZM192 256H191V259H192ZM194 256H195V254H194ZM205 256H206V255H205ZM218 256H219V255H218ZM218 256H217V257H218ZM222 256H223V255H222ZM37 257H38V256H37ZM39 257H40V256H39ZM74 257H75V256H74ZM83 257H80V260H81V258H83ZM94 257H95V256H94ZM94 257H93V258H94ZM97 257H98V256H97ZM100 257H101V255H100ZM100 257H99V258H100ZM159 257H160V256H159ZM188 257H189V256H188ZM208 257H209V255H208ZM214 257H216V256H213V258H214ZM5 258H6V257H5ZM40 258H41V257H40ZM70 258H68V260H69ZM106 258H107V257H106ZM141 258H143V260H142ZM152 258H153V259H152ZM160 258H161V257H160ZM160 258H158V259H160ZM189 258H190V257H189ZM195 258L197 259V257H195ZM211 258H212V257H211ZM220 258H221V256H220ZM238 258H239V257H238ZM6 259H8V258H6ZM6 259H4V260H6ZM9 259H10V258H9ZM35 259H37V258H35ZM44 259H45V258H44ZM49 259H50V258H49ZM51 259H52V258H51ZM60 259H58V260H60ZM74 259H75V258H74ZM74 259H73V260H74ZM76 259H77V258H76ZM91 259H92V258H91ZM130 259L128 258L127 260H130ZM154 259H155V260H154ZM196 259H195V260H196ZM206 259H207V258H206ZM209 259H210V257H209ZM209 259H208V260H209ZM216 259H217V258H216ZM28 260H29V259H28ZM78 260H79V258H78ZM78 260H75V261L78 262ZM80 260H79V261H80ZM82 260H83L84 263H86V264H87L89 261H90L89 263H91V260H88V262H85L86 260H84V259H82ZM92 260H93V259H92ZM97 260H99V259L97 258ZM97 260H95V261L93 260V261H92V264H93V262H94V264H95V263L97 262ZM106 260H107V259H106ZM115 260H116V259H115ZM115 260H113L112 263L115 262ZM197 260H198V259H197ZM197 260H196V262H197ZM200 260H199V261H200ZM208 260H207V262L205 261L206 264H218V262L216 263V262H213V261L211 262L210 260H209V261H208ZM218 260H221V259H219V257H218ZM224 260H225V258H224ZM241 260H242V259H241ZM37 261H38V260H36V262H37ZM44 261H45V260H44ZM44 261H43V262H44ZM63 261H65V260L63 259ZM70 261H72V259H70ZM100 261H101V260H100ZM100 261H99V263H100ZM110 261H111V260H110ZM118 261H117V262H118ZM122 261H124V260H122ZM153 261H154L155 263H154ZM199 261H198V264H199ZM202 261H201V262H202ZM216 261H217V260H216ZM225 261H226V260H225ZM225 261H222V260H221L220 262H221V264H225V263H224ZM228 261H229V260H227V262H228ZM1 262L3 263V261H1ZM4 262H6V261H4ZM9 262H10V260H9ZM28 262H29V261H28ZM61 262H62V261H61ZM66 262H67V261H66ZM66 262H64V263H66ZM80 262H81V261H80ZM101 262H102V261H101ZM105 262H106V261H105ZM126 262H127V261L125 260V263H126ZM128 262H129V261H128ZM128 262H127V263H128ZM196 262L193 263V261H192L193 264H196ZM201 262H200V264H201ZM205 262H204V263H205ZM208 262H211V263H208ZM233 262H235V261H233ZM244 262H245V261H244ZM7 263H8V262H7ZM7 263H6V264H7ZM12 263H10V264H12ZM22 263H23V262H22ZM22 263H21V264H22ZM71 263H73V262H71ZM71 263L68 262L67 264H71ZM74 263H75V262H74ZM74 263H73V264H74ZM78 263H79V262H78ZM107 263H108V262H107ZM115 263H116V262H115ZM119 263H118V264H119ZM127 263H126V264H127ZM129 263H130V262H129ZM174 263H175V262H174ZM177 263H176V264H177ZM204 263H203V264H204ZM236 263L238 264V262H235V264H236ZM240 263H241V261H240ZM4 264H5V263H4ZM16 264H17V263H16ZM19 264H20V263H19ZM27 264H28V263H27ZM29 264H30V263H29ZM32 264H33V263H32ZM58 264H59V263H58ZM60 264H61V263H60ZM76 264H77V263H76ZM80 264H81V263H80ZM82 264H83V262H82ZM96 264H97V263H96ZM110 264H111V263H110ZM123 264H124V263H123ZM190 264H191V263H190ZM229 264H231V263H229Z\"/></svg>", "mask_w": 264, "mask_h": 264}]
</instances>
